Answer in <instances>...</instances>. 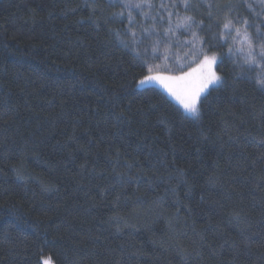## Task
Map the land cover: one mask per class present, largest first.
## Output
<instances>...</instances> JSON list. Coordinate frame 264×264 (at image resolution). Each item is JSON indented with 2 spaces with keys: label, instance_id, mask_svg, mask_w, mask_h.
I'll use <instances>...</instances> for the list:
<instances>
[{
  "label": "trees",
  "instance_id": "obj_1",
  "mask_svg": "<svg viewBox=\"0 0 264 264\" xmlns=\"http://www.w3.org/2000/svg\"><path fill=\"white\" fill-rule=\"evenodd\" d=\"M152 2L167 20L159 6L173 0ZM249 3L262 11L255 0L173 11L203 21V46L220 56L231 44L218 39L227 6L264 31ZM121 10L118 0H0V264H264L260 70L220 56L223 79L194 120L139 81L203 57L176 43L153 57L160 37L145 36L138 47L149 54L138 58L110 31L127 27L109 19Z\"/></svg>",
  "mask_w": 264,
  "mask_h": 264
},
{
  "label": "snow or ice",
  "instance_id": "obj_2",
  "mask_svg": "<svg viewBox=\"0 0 264 264\" xmlns=\"http://www.w3.org/2000/svg\"><path fill=\"white\" fill-rule=\"evenodd\" d=\"M115 2L117 0H109L110 6ZM118 2L121 4L122 10L112 13L109 19L126 18L128 25L123 29L115 28L110 29V31L125 46H127V41H125V36H127L133 45L132 50L138 58L149 54L148 47H145L143 51L138 47V45L143 43L145 36L160 37L151 42V54L153 57H156V53L160 51L161 45L170 46L172 43H176L182 47L189 46L193 55L203 57L201 68H207L209 71L200 77V82L195 86H192L190 83L189 78L192 75L191 73L175 77L149 75L139 81L140 86L159 82L180 101L184 109L194 120H199L201 116V93L205 91L209 84L219 83L223 79L215 72L210 71L211 67L217 62L218 54L215 52H212L211 55L208 54L203 46L206 42L196 31V29L202 27L203 21H196L192 16L181 15L178 11H173L181 6L187 10L189 7L188 0H181L179 5L175 0L170 5L161 3L159 8L161 11L167 13V20H165L164 16L160 15L159 11L153 14L156 6L152 0H118ZM255 2L262 6V11L256 12V9L251 3L247 4L248 9L257 17L264 19V0H255ZM208 7L211 8L212 5L209 4ZM227 7L230 13L232 5ZM133 11H138L144 21L150 20L152 23L148 26L139 24L133 15ZM229 13H226L217 21L218 27L221 29L218 34L219 46L229 43V40L231 41L227 52L221 53L220 56L228 55L236 58V67L241 72L259 69L260 71L255 73L254 78L257 86L264 89V31L261 30L260 24L250 23L247 18H240L239 16L233 17ZM211 15L210 12L209 16L211 17ZM165 23L167 27H163ZM158 24L163 27L162 33L161 27L157 26ZM134 26L138 28V31L133 30ZM251 28L255 29L254 34L249 31ZM180 30L189 33L191 39L181 41L177 36ZM216 46H209L208 51H211V48ZM167 51L168 47H165L163 52L165 59L167 58ZM43 264H51V259L44 260Z\"/></svg>",
  "mask_w": 264,
  "mask_h": 264
},
{
  "label": "rangeland",
  "instance_id": "obj_3",
  "mask_svg": "<svg viewBox=\"0 0 264 264\" xmlns=\"http://www.w3.org/2000/svg\"><path fill=\"white\" fill-rule=\"evenodd\" d=\"M220 56L218 55V59H217V62L218 60L220 59L219 58ZM203 60L200 61L198 64H196L194 67L190 68L189 70L187 71H184V72H181V73H173V72H150L148 75L146 76H149V75H152V76H155V75H163V76H182L186 73H191V77L189 78L190 79V83L192 86H195L197 85L199 82H200V77L202 75H205L208 73L209 69L207 68H201V64H202ZM217 62L211 67L210 71L212 72H215L218 76L219 75V72L217 70ZM144 78V77H143ZM142 78V79H143ZM141 79V80H142ZM219 83H216V84H209L208 87L205 89V91L203 93H201V99L202 97L212 88V87H215L217 85H219ZM150 85H154V86H157V87H160L161 89H163L166 93H168L178 104L181 105V107L184 109L183 105L180 103V101L173 95L171 94L162 84H160L159 82H153L152 84ZM144 86H149V85H144ZM185 110V109H184ZM186 111V110H185ZM187 112V111H186ZM188 113V112H187ZM189 114V113H188ZM190 115V114H189ZM49 257H44L43 258V262L44 260L48 259ZM51 264H53V262L51 261Z\"/></svg>",
  "mask_w": 264,
  "mask_h": 264
}]
</instances>
